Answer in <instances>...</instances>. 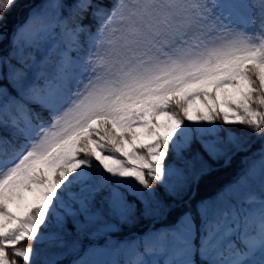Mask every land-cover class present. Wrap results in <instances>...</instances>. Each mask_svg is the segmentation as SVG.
Wrapping results in <instances>:
<instances>
[{
	"label": "snow or ice",
	"instance_id": "snow-or-ice-1",
	"mask_svg": "<svg viewBox=\"0 0 264 264\" xmlns=\"http://www.w3.org/2000/svg\"><path fill=\"white\" fill-rule=\"evenodd\" d=\"M0 264H264V0H0Z\"/></svg>",
	"mask_w": 264,
	"mask_h": 264
},
{
	"label": "trees",
	"instance_id": "trees-1",
	"mask_svg": "<svg viewBox=\"0 0 264 264\" xmlns=\"http://www.w3.org/2000/svg\"><path fill=\"white\" fill-rule=\"evenodd\" d=\"M24 2H27V0H24ZM14 18H18V17H14ZM186 123H187V121H186ZM224 174V173H223ZM222 174V175H223ZM149 180H150V182H151V178H149ZM155 186V185H154Z\"/></svg>",
	"mask_w": 264,
	"mask_h": 264
}]
</instances>
